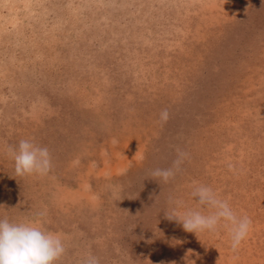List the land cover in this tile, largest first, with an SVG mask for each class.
<instances>
[{"label":"rangeland","instance_id":"374dc122","mask_svg":"<svg viewBox=\"0 0 264 264\" xmlns=\"http://www.w3.org/2000/svg\"><path fill=\"white\" fill-rule=\"evenodd\" d=\"M21 139L48 174L16 175ZM199 184L251 218L237 250L166 218L211 211ZM40 212L56 264H264V0H0V218Z\"/></svg>","mask_w":264,"mask_h":264},{"label":"clouds","instance_id":"9594fccd","mask_svg":"<svg viewBox=\"0 0 264 264\" xmlns=\"http://www.w3.org/2000/svg\"><path fill=\"white\" fill-rule=\"evenodd\" d=\"M170 118L168 109L160 113V122L166 123ZM9 154L14 160L15 173L18 176L26 174L46 175L52 168V157L47 146H41L30 139H21L14 147L9 148ZM189 154L177 149V158L167 168H156L151 175L161 178L165 183L174 179L181 165ZM229 164V169H232ZM191 195L197 203L211 211L187 210L180 212L181 202H170L176 206L165 211L170 221L182 224L185 231L199 234L203 231L215 232L221 221L229 228L230 247L237 250L247 238L252 220L248 216H237L226 199H221L212 187L204 184L194 186ZM46 212L37 213L38 220L12 221L0 218V264H56L66 253L63 238L42 227V218ZM81 264H101L100 258L88 253Z\"/></svg>","mask_w":264,"mask_h":264}]
</instances>
